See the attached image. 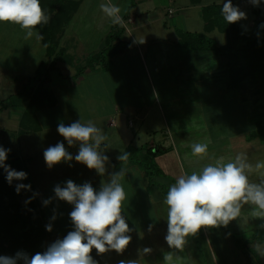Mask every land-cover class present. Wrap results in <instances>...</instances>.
Segmentation results:
<instances>
[{
    "label": "rangeland",
    "instance_id": "obj_1",
    "mask_svg": "<svg viewBox=\"0 0 264 264\" xmlns=\"http://www.w3.org/2000/svg\"><path fill=\"white\" fill-rule=\"evenodd\" d=\"M40 2L52 21L58 18L56 23H60L59 29L69 14L75 11V7L71 9L70 4H65L66 8L60 16L56 12L58 5L52 0ZM223 2L226 0H201L198 5H191L189 0H112V3L121 6V15L126 14L124 23L116 25L114 29L120 32V38L111 36L107 46L106 43L100 45L105 57L99 59L98 64L93 62L92 66H98L94 74L74 88L69 86L67 95L63 89L46 85L53 91L52 94L55 93L52 98L56 103L52 107H38L34 121L28 119L26 122L25 126L30 128L27 131L19 126L20 116L42 79L40 76L34 79L29 77L34 74L40 61L44 60L43 65L48 66L51 59H45L40 54L42 50L23 54L13 51L15 45L0 48V145L11 149L6 164L27 173V179L13 180L11 185L5 178L1 193L13 195L12 201H31L37 205L45 227L52 225L46 248L74 230L69 217L73 205L55 198L54 187L57 184L64 186L71 179L77 185L89 182L99 190L109 174L119 171L117 168L121 164L116 158L125 146L142 147L144 155L146 149L150 150V144L163 145L162 151L151 156L153 169L150 175L144 178L142 171L133 166L128 169L123 181L127 193L124 205L137 206L140 214L148 218L147 224L144 223L141 228V234L144 232L140 238L143 242L141 246L152 249L151 253L162 254V259L165 252L172 251L164 239L168 224L167 206L163 204V198L176 177L198 171L220 157L227 162L239 153L246 154L248 162L253 165L264 161V142L252 140L247 134L254 128L252 120L264 114L263 98L254 102L255 96L251 94L254 90L257 97L260 96L263 91L257 92V87H252L253 84L263 85L264 89V80L257 77L253 84L249 83L245 79L249 68L235 61L234 71H238L236 75L243 79L242 87L229 89L231 77L226 63L216 59L211 51L198 50L191 43L192 34H203L215 41L216 46L226 43V35L216 29L204 32L200 14L201 7L222 5ZM130 3L132 8L129 7ZM232 3L246 13V18L238 21L241 23L237 36L239 40L233 37L237 40H234V45L239 48L245 46L247 41L244 35H255L256 10L264 0L259 6L253 5L250 0H232ZM96 9L100 11L98 5L94 6L93 14ZM169 9L172 13H168ZM77 11L78 8L72 18ZM128 17L131 21H128ZM51 23L49 21L39 27L44 28ZM1 25L5 26L3 23ZM104 25L103 21L99 22V31L103 30ZM5 31L11 32L8 27ZM14 33L12 38L5 40L12 44L20 42V31L16 29ZM0 36L3 38L1 33ZM97 41L93 39L92 45ZM30 46L38 49L33 43ZM257 48L261 52H258L261 57L258 61H262L264 67V42L258 43ZM21 90L20 94H15ZM21 108L22 111H19ZM240 111H243L241 133L238 132ZM80 117L83 122L93 121L108 137L101 146L109 157L104 176L75 159L61 162L51 169L45 163L44 150L57 142H63L73 157L78 153L79 145L69 147L57 127L60 123L71 124ZM110 120L115 123L114 127L110 125ZM128 121L134 123L132 129L128 128ZM197 142L208 144L205 157L192 155L190 146ZM134 153L137 154V151ZM0 172L6 177L2 168ZM249 179L258 183L260 178L253 173ZM21 183L30 184L31 190L21 189L17 194L16 185ZM46 199L51 200L48 205L43 203ZM6 200L4 203L11 201L7 197ZM253 207L244 204L237 219L227 226L202 228L196 234L199 242L188 238L191 249L194 243L201 261L189 260L191 251L188 245L177 254L186 260L185 263L208 264L203 254L208 248L217 264H264V256L256 250L257 245L264 248V243L260 244L253 238L254 232L264 229V217L254 216ZM53 215L56 216L55 220H52ZM110 255L113 257H109V263H116L119 255Z\"/></svg>",
    "mask_w": 264,
    "mask_h": 264
},
{
    "label": "clouds",
    "instance_id": "obj_2",
    "mask_svg": "<svg viewBox=\"0 0 264 264\" xmlns=\"http://www.w3.org/2000/svg\"><path fill=\"white\" fill-rule=\"evenodd\" d=\"M259 6L261 0H250ZM103 16L113 25L124 23L121 6L112 0L98 5ZM221 15L227 24L236 23L246 18L232 0L223 2ZM50 15L43 9L40 0H0V23L18 25L25 33L24 39H43L37 26L46 25ZM58 133L64 138L69 147L79 145L78 153L73 155L67 150L63 142H57L44 150V160L49 169L61 163L75 159L90 170L104 176L109 162L105 151L101 150L103 142L108 137L103 130L91 120H79L65 125L58 124ZM191 153L197 157H205L208 152L207 143H193ZM0 145V168L6 173V179L11 185L13 180L27 179V173L17 171L6 164L8 153ZM131 154L124 151L117 156L121 167L118 172L109 174L107 181H102L99 190L91 183L77 185L71 179L64 186L54 187L55 198L73 205L69 217L74 230L69 231L62 239L51 243L43 252L29 256L24 252H17L15 256L0 255V264H98L90 255L93 248L97 254H104L115 250L118 254L129 245L132 229L122 215L127 193L123 184L128 169L126 164ZM256 173L259 182H251L249 177ZM21 189L31 190V185L17 184L16 192ZM50 199L43 201L48 205ZM167 206V234L164 239L172 251L164 253L163 264H184L183 258L177 252L187 246L188 238L195 236L202 228L227 226L236 220L244 204L253 207L252 214L264 217V161L255 165L248 162L246 154L239 153L234 159L225 162L224 157L205 164L201 169L191 173H183L176 177L175 182L168 187L163 198ZM56 216H52L55 220ZM152 226H149L151 231ZM51 232L52 225H46ZM257 252L264 256V248L256 246ZM152 249L144 248L143 253L149 254ZM119 264H138V260H121Z\"/></svg>",
    "mask_w": 264,
    "mask_h": 264
},
{
    "label": "trees",
    "instance_id": "obj_3",
    "mask_svg": "<svg viewBox=\"0 0 264 264\" xmlns=\"http://www.w3.org/2000/svg\"><path fill=\"white\" fill-rule=\"evenodd\" d=\"M52 1L54 4L56 3V5H58L56 11L57 14L62 16V13L66 8V5L61 4L63 3V0H56L57 2L55 0ZM189 1L191 4H199L201 0ZM68 3L75 7L73 3ZM129 7H133L131 3ZM221 8V4H211L201 7L200 14L203 21L204 32L209 33L210 31L216 29L220 33L226 35V43L221 46H216L215 41L203 34H192L190 36L192 40L191 43L193 46L198 47V50L211 51L216 59H222L226 63L231 77L229 89L235 90L241 89L242 87L241 83L243 79L236 75L238 71H234L235 61L239 62L242 67H246L247 69L249 68L245 77L249 83L253 84L252 81L257 80V77L264 80V67L262 65V61H258L261 57L258 56V52L260 51L257 48L258 43L264 42V3L257 7L256 10L257 20L255 22V35H244L243 37L247 41L245 46L239 48L234 45V40H239L237 36L238 31L241 28V23L236 22L227 24L222 18ZM50 21L54 24L51 23V25L44 28L37 26L43 36L42 43L46 49V57L50 58L51 62L48 66H44L43 62L40 63L37 74L34 77L37 78V76H40L42 79L40 80L39 85H37L35 92H33L27 107L20 116L19 126L23 128L24 131L30 129L27 128L29 126H25L26 122L28 119L34 121L35 113L39 109L38 107H51L56 103L52 98L53 94L50 91V88L46 87V85L49 82L48 72L54 67L57 55L61 54L57 53L59 43V37H57V34L59 32L58 27L60 23H56L58 18L56 21H52V19H50ZM233 37H236L237 40ZM108 38L106 39V46L109 44ZM180 42L181 41H179V43ZM104 53L105 51L102 50L97 56L90 58L88 60V64L92 65L93 62L98 64L99 59L102 60L105 57ZM255 86L257 87L255 91L263 92L259 97H257V94H255L254 90H252L251 94L253 93V97L255 96L254 102H256L258 98H263L264 100L263 85L253 84L252 88L255 89ZM252 122L254 128L247 133L248 137L252 140L264 142V114L258 115L252 120ZM34 129H36V127ZM24 131L21 130L20 132ZM141 150H137L131 146L126 147L125 151L131 154L127 163L137 166L144 172L145 176H147L151 174V169H153L151 156H154L157 152H154L151 149H146L145 154L142 155V157H139V154L142 153ZM136 151L137 154L134 153ZM5 178L6 177H4L0 172V254L4 253L15 256L17 252H24L31 256L37 252H41L44 241L48 237V231L46 230L43 221V215L34 202L12 201V199H14L13 195L1 193ZM6 197L10 198L11 201L4 203L7 201ZM253 238L260 244L264 243V229L254 232Z\"/></svg>",
    "mask_w": 264,
    "mask_h": 264
},
{
    "label": "crops",
    "instance_id": "obj_4",
    "mask_svg": "<svg viewBox=\"0 0 264 264\" xmlns=\"http://www.w3.org/2000/svg\"><path fill=\"white\" fill-rule=\"evenodd\" d=\"M67 1L70 3H73L75 6V11L77 8H78V11L74 15V18L72 17L75 11L69 14L67 19H65V22L63 23L62 27L59 29V32L57 34V37H59L57 53H61V54L57 55L54 69L50 70V72L51 71L52 72L48 74L49 82L47 83L49 87L51 85L53 88L58 87L60 90L63 89V93L65 92L66 95L68 94L67 89H69L68 88L69 86L71 88H74L78 86L80 83H82L84 79H86V77H90L94 74V71L97 69L98 66L93 65L94 66L93 67L92 65H89L88 60L92 57L97 56L102 51L101 49L102 47L100 45H104V43H106L105 38H108V36L120 38V32L114 31L116 25L111 24L110 20L104 17L101 11H97L96 9V12H94V14L92 12L93 11L92 8L94 6L99 5L102 2V0H67ZM67 1L63 0V3L61 4L65 5L68 3ZM104 1L106 2V0ZM137 2H140V0H137ZM141 2H147V0H143V1L141 0ZM191 5H198V4H191ZM70 8L74 9L72 5H70ZM134 8L137 9V6H135ZM169 11H171V9L168 10V13ZM125 15L126 14H124V16L122 17H125ZM129 20L131 21V19L128 17V21ZM100 21H103L105 25L102 28L103 30L99 31L98 24ZM3 25L8 27V29H10L11 32L5 31L6 27L2 26L0 23V28L4 30L3 31L0 29V33L3 35V38L2 36H0V48H5V46L8 47V45H11V46L15 45L16 49L15 50L13 49V51L23 53V54L25 53L31 54L33 51L37 52V51L42 50V53L40 54L44 55L46 59V49H45L44 44L42 43V39L37 41L33 37L31 39L25 40L24 39L25 33L20 29L18 25H14L11 23H3ZM82 26H84V29H81ZM16 29H18L21 33L22 38L20 42H15V44H12L11 42L6 41L15 35L14 30ZM36 30L40 32L38 28ZM93 39H97L98 41L94 42L92 45ZM103 39H104V42H102ZM113 42H116V41L114 40ZM30 43L37 45L38 49L34 50L31 46L29 47ZM43 61L44 60L40 61L39 65ZM39 65L37 69L34 71L35 75H36V71L39 68ZM33 75L29 77V79L30 78L34 79L35 76L33 77ZM21 92L22 90L16 92L15 94H20ZM53 94L55 97V93ZM233 104L234 103H232V105ZM22 109L23 108H21V110L19 109L17 110L22 111ZM239 114H240V121L238 122L239 130L238 129L236 130H238V132L241 133V131L243 132V128H242L243 111H240ZM109 123L113 127L115 126L114 125L115 123L112 120H110ZM133 127H134V123L132 121H128V128L132 129ZM240 133H238V135H240ZM129 146L131 145L125 146L122 152H124L126 147H129ZM149 147L154 152L155 151L160 152L163 150V145L161 144H150ZM135 149L141 150L142 147L135 148ZM139 157H142V153L139 154ZM116 165H118V163ZM133 166L135 165H131L129 163L126 164L127 169ZM117 169L120 170V168H117ZM142 174L145 178V174L143 173V171H142ZM122 215L124 216L126 222L129 224V227L132 229L131 233H129L132 239L129 245L127 246V248L123 251L122 254H118L115 250H112L107 253L99 254V255L97 254L96 250L93 248L90 255L98 262V264H111L109 263L110 261L109 257H113V255H110L111 253H116L119 255L118 261L114 264H119L121 260H125V261L126 260H138V264H163V259L161 258L162 254L160 255L159 253H151V254L143 253L144 248L141 246L143 242H141L140 238L143 236L144 232L141 234V228L144 223L147 224V220H148L147 216H143L142 213L140 214V210L137 206L129 207L126 205L123 206ZM48 237H50L49 231H48ZM193 238L195 239L193 240L194 242L195 241L199 242V240L196 239V235L190 237L189 239H193ZM48 240L49 239L47 238L44 241L41 252L45 250L46 243H48ZM187 245L189 246L190 251H191L189 253V260L201 261V258L199 257L198 252L193 247L194 243L192 244V249L190 247L191 240H188ZM194 250L196 252H194ZM203 254L204 256H206V262L208 264H217V260L214 257V254H211L208 248L204 250ZM0 255L12 256L10 254H4V253ZM183 261H184V264H189V263H185L186 260H183ZM18 264H23V262L18 261Z\"/></svg>",
    "mask_w": 264,
    "mask_h": 264
}]
</instances>
